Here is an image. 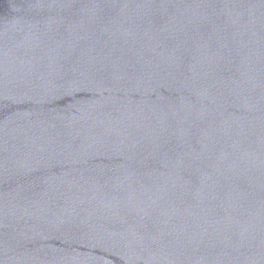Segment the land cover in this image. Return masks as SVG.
Segmentation results:
<instances>
[{"label": "water", "instance_id": "obj_1", "mask_svg": "<svg viewBox=\"0 0 264 264\" xmlns=\"http://www.w3.org/2000/svg\"><path fill=\"white\" fill-rule=\"evenodd\" d=\"M0 264H264V0H0Z\"/></svg>", "mask_w": 264, "mask_h": 264}]
</instances>
